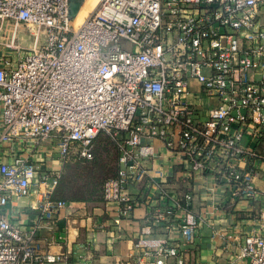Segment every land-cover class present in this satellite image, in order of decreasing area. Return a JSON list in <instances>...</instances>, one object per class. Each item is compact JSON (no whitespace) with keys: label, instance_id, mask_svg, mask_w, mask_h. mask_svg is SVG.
I'll use <instances>...</instances> for the list:
<instances>
[{"label":"built area","instance_id":"1","mask_svg":"<svg viewBox=\"0 0 264 264\" xmlns=\"http://www.w3.org/2000/svg\"><path fill=\"white\" fill-rule=\"evenodd\" d=\"M73 21L70 0H0V25H12L5 47L19 50L21 26L32 39L14 67L0 57V143L36 148V162L0 163V264H64L38 238L69 205L54 197L62 169L49 159L92 158L101 132L119 149L118 172L102 189L116 224L137 205L131 185L169 176L152 140L175 165L223 180L232 200L259 193L256 173L240 164L264 158L253 146L264 139V0H100L80 25ZM33 186L36 224L23 230L5 207ZM185 210L182 222L166 226L180 240L150 236L166 219L157 211L129 264H186L199 221ZM262 213L263 232L248 234L238 253L249 264H264Z\"/></svg>","mask_w":264,"mask_h":264},{"label":"crops","instance_id":"2","mask_svg":"<svg viewBox=\"0 0 264 264\" xmlns=\"http://www.w3.org/2000/svg\"><path fill=\"white\" fill-rule=\"evenodd\" d=\"M11 26L10 23L0 25V57L10 61L5 65L7 69L14 67L18 57L30 47L24 43L23 26L19 28V50L5 47ZM1 110L0 103V132ZM151 142L160 153L158 163L169 174L166 181L158 185V181L147 178L142 184L131 185L129 190L137 205L120 224L114 221L116 208L112 209L103 201L102 193L100 199L70 200L55 216L53 227L40 231L41 247L46 252L63 255L64 264H129L134 260L135 242L143 228L151 224L154 227L157 211L164 212L166 219L158 222L150 236L167 235L172 240H180L177 233L169 234L166 226L170 222H182L187 206L199 221V227L196 242L189 247L186 264H249L248 260L238 258V253L248 234L263 232L264 158L244 156L240 164L244 171L256 173L253 183L259 193L254 198L232 200L223 180L207 173H191L187 163L175 165L161 141ZM253 146L264 152V139L255 141ZM18 156L30 157L36 162V148H26L14 141L0 143V163H11ZM49 161L55 168L62 169L63 162L57 152ZM162 189L169 194L163 196ZM36 190L33 186L28 196L11 198L5 207L9 219L23 230L36 224L39 199ZM185 194H190L191 198L187 200ZM173 198L179 199L180 206H176ZM169 207L171 211L166 212ZM174 262L170 260V264Z\"/></svg>","mask_w":264,"mask_h":264},{"label":"trees","instance_id":"3","mask_svg":"<svg viewBox=\"0 0 264 264\" xmlns=\"http://www.w3.org/2000/svg\"><path fill=\"white\" fill-rule=\"evenodd\" d=\"M101 133L94 141V156L92 158H80L77 155L70 154L64 161L62 166V174L54 193V197L56 199L65 201L100 199L105 180L110 177H114L118 172L117 169L111 175L103 179L97 178V175L95 174L99 168V163H97V157L95 156V146L97 143L96 141L98 140V137L101 135ZM115 145L119 155V149L116 141ZM73 165L75 166L73 167ZM76 166L82 167V171L79 172L76 169Z\"/></svg>","mask_w":264,"mask_h":264},{"label":"rangeland","instance_id":"4","mask_svg":"<svg viewBox=\"0 0 264 264\" xmlns=\"http://www.w3.org/2000/svg\"><path fill=\"white\" fill-rule=\"evenodd\" d=\"M84 2V1H83ZM82 2V4H83ZM87 15V14H86ZM76 16V15H75ZM24 28L25 33V44L27 47L32 45V39L30 38V29L27 27ZM28 49V48H27ZM26 49V50H27ZM96 152L95 156L97 157V163H99V168L95 172L97 178L103 179L111 175L115 170L118 169V150L115 145V140L106 132H102L96 141ZM73 164V163H72ZM75 165H73L74 167ZM98 166V165H97ZM76 169L81 172L82 167L76 166Z\"/></svg>","mask_w":264,"mask_h":264},{"label":"bare ground","instance_id":"5","mask_svg":"<svg viewBox=\"0 0 264 264\" xmlns=\"http://www.w3.org/2000/svg\"><path fill=\"white\" fill-rule=\"evenodd\" d=\"M99 1L100 0H84L76 16L74 17L73 23H75L76 26L80 25L85 20V18L91 13V11L95 9Z\"/></svg>","mask_w":264,"mask_h":264},{"label":"water","instance_id":"6","mask_svg":"<svg viewBox=\"0 0 264 264\" xmlns=\"http://www.w3.org/2000/svg\"><path fill=\"white\" fill-rule=\"evenodd\" d=\"M84 0H70V16L75 17Z\"/></svg>","mask_w":264,"mask_h":264}]
</instances>
